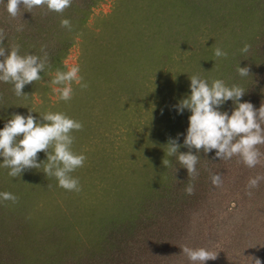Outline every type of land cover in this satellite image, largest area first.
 <instances>
[{"label": "trees", "instance_id": "1", "mask_svg": "<svg viewBox=\"0 0 264 264\" xmlns=\"http://www.w3.org/2000/svg\"><path fill=\"white\" fill-rule=\"evenodd\" d=\"M76 1L79 2L77 6ZM100 1L73 0L71 7L62 15L49 12L46 7L34 8L30 13L21 6V18L18 16L16 19H11L5 5L0 4V29L5 32L3 46L6 52L13 45L18 44L20 55L32 54L42 57L44 53L41 52V48L43 46L48 53L50 69L40 73L41 77L57 69L63 70L62 61L66 58L68 50L73 44V36L82 30L87 22L91 8ZM124 1L119 0L118 8L123 5ZM235 1L234 9H239L241 14L238 13L235 19L232 20V26H229L228 32L231 29L232 33L237 37L246 35L249 42L245 40L242 44L248 42L251 45L250 51L243 54L242 57L237 55L235 58L234 56L232 58L231 56L213 58L217 65L213 64V68L211 67L210 70H207L206 64H199L197 61L194 69L200 71L203 68L201 77L207 80L209 84L215 79H221L229 87L232 85L241 86L245 90V95L239 102L243 103L245 99L250 97L249 95H255L250 92V88H255L254 77L264 71V52L261 51L264 49V0ZM4 3L6 4L7 0H4ZM141 3L143 4L142 0L137 1L138 8L144 7L141 6ZM146 3L144 5L150 11ZM79 8H81L80 11H78ZM163 9L164 6L161 8L156 7V16H162L159 13ZM78 12V16L75 17L74 14ZM116 13L117 10L111 16V20H118ZM163 18L165 24L167 18L166 16H163ZM62 19H69L72 22V31L65 32V35L60 34V32L57 33L58 30L60 31L63 28L60 25ZM131 24L133 28L134 26L137 27L134 23L131 22ZM18 27H22L23 30L17 31ZM110 27L111 25L105 29L108 30ZM194 29H187L181 26V29L176 34L182 33V40L185 41L187 39H184V36L192 32L193 36L197 35L199 37V42H203L201 47H206L205 45L215 39V45L211 44V49L220 47L226 52L231 49L229 34L222 39L220 35L219 37L218 35L214 37L212 36L213 33L217 34L220 32L219 29L214 28L215 30H211L212 39H210L211 37L207 36L208 31L199 30V27ZM172 32L168 31L169 34ZM113 34L120 39H128L125 46L127 48L121 52L120 50L122 49L116 46L117 43H113L114 45H110L112 50L110 47L107 48L111 56L109 57L110 61L106 63L105 59L103 62L100 59L97 68L101 69L104 66L108 67L109 70L120 68L123 74L130 79V82L140 86L142 81L138 79L141 83L138 81L136 83L135 76H132L129 72L132 71L131 68L133 66L135 67V57L133 56L134 58L130 59L132 63L129 68L128 64H124L128 61L122 60L124 65H121L118 61H115L114 57L119 56L121 58L123 55L127 57L126 55L130 53L128 52L130 49L136 52L146 40H137L135 44L132 43L133 40H129V37L127 38V30L126 32L123 31L122 34L118 33V31L116 33L113 31ZM163 34H161V37H163ZM176 34H173L174 38ZM195 40L193 39L192 42L196 43ZM239 45L235 47V52L237 53H239V49L243 48V46ZM115 47L117 51L114 50ZM200 54L202 55V53ZM240 54H242L241 51ZM145 57L138 56V65L141 68L138 73L145 74L143 77L147 78L148 75L146 74H151L150 72L155 70L157 61L150 57L145 59ZM231 59L235 60L233 64L230 61ZM238 66L249 67L251 75L241 77L237 72ZM108 69L106 68L105 72H108ZM216 69H219L221 74L219 75L218 73L216 76L212 75V77H209V74L214 71L217 73ZM29 85L24 87V94L31 90ZM0 87H2L1 97L3 100L13 97L26 102L25 100L28 98L17 97L13 90L14 85L11 83L0 82ZM127 89L130 90L129 87ZM187 93V91H184V93L178 94L173 98L174 103L171 114L167 112L168 116L165 123H160V127L155 128L154 132H151L145 143L146 147L143 156L137 164L140 167H134V162L133 164L132 162L130 163L134 168L130 166L126 170V175L129 176L130 181L128 177L122 178L120 176V184L124 183L123 185H132L136 180L134 183L139 186V191H135L133 194L130 193L128 196L124 194V196L119 189L121 185H116V191L113 196L114 199L120 198L116 205H113L114 199L108 198L109 201L105 200L106 203L100 206L98 204L95 205L94 209L86 210L82 207V210L85 209L86 211L84 213L87 214L88 212L87 216L90 217L88 220L85 217L77 219L74 215L75 218L72 217V223L66 219H61V222L58 221L57 224L47 228H44V226L38 227L39 225L36 224L31 225L22 220L27 213L31 214L28 210L29 207H27V200L24 197H18V202L15 204L9 201V204L1 207L0 264H180L182 263V257L184 258L183 261L185 260L183 264H191L182 253L181 248L184 246L194 248V243L201 242L197 241L198 235L202 238L221 235L224 245H228V248L232 249V254L235 256L234 261L239 260L240 264H255L256 259H259L261 264H264V251L261 250V245H264L263 241L251 240L252 235L258 231L256 227L255 229L252 227L255 222L251 224L250 221H244L240 229L237 228L236 233H234L235 229L233 227L235 225H233L234 222L231 221L232 218L229 214H234L232 211L238 208L240 204L242 206L246 204L248 200L246 195L245 197L241 195L242 190L240 191L238 187L229 185L230 177L225 176L229 171L236 172L234 175L241 174L242 176L240 175L239 177L231 176L236 177L234 180L236 182L238 178L249 177L250 172L255 170L260 164H257L254 168H248L240 161L239 157L234 156L230 160H220L216 158V150L205 154L202 150L197 153L193 148L192 154H197L200 159L196 165L198 176L192 180L188 177L187 169L182 168L178 158L167 155L166 145L170 138H178L177 142L181 145L180 153L189 151L188 148L183 146V143L189 127L191 112L185 109L183 113H179L176 107L182 99L191 95V93ZM234 107L233 102L229 100L219 110L228 112L231 115ZM19 111L20 109L17 106L11 103L8 106L0 101V129L4 128V125L14 114H20ZM258 148L262 154L260 162H264V145H259ZM163 159L169 160L171 166L166 168L162 163ZM1 161L3 160L0 158V163ZM1 170H4V168L2 167ZM148 174L149 177H152L150 182ZM216 174H219L222 180V184L219 187L212 184L211 178ZM2 179L4 180L3 176L0 175V183H2ZM189 182L195 186L193 195L185 193V188ZM15 183L20 184L19 181H12V184ZM1 187L2 185H0V192L10 191L13 193L11 188L8 191L7 187ZM13 194L15 195V193ZM231 203H234V209H230L229 205ZM0 204L4 203L0 202ZM107 206L109 207L105 210ZM72 210L75 214L76 212H81L78 207H74ZM198 212L202 214L201 218L197 216ZM204 220L205 222H203ZM206 222L211 224V228L207 227ZM10 225L16 227L14 231L26 236L23 244H16L20 235L6 230L11 229ZM245 226L248 227L245 228ZM76 227L79 228L75 231L74 228ZM200 246L203 247L202 244ZM205 264H211V260L206 261Z\"/></svg>", "mask_w": 264, "mask_h": 264}, {"label": "rangeland", "instance_id": "2", "mask_svg": "<svg viewBox=\"0 0 264 264\" xmlns=\"http://www.w3.org/2000/svg\"><path fill=\"white\" fill-rule=\"evenodd\" d=\"M137 1L125 0L123 5L118 8L119 0H101L91 8L86 24L78 34L73 36V44L69 48L66 58L62 61L64 66L62 71L78 66L80 69L79 75L89 85L87 89L81 90L78 84L73 83L74 95L70 101L60 100L59 92L55 90L58 86L50 84L56 71L45 74L42 80L29 85L31 90L27 91L29 97L25 100L26 102L13 97L3 100L1 97L2 87H0V101L8 106L9 103L17 106L20 109V115L27 117L29 110H31L33 111L31 115L42 123L40 115L49 111L62 112L83 124L82 131L72 133L75 137L72 146L73 151L87 157L84 166L72 173L80 181L82 188L80 192L66 191L59 187L58 181L54 177L45 176L43 164L39 169L23 171L21 176L16 178L8 175L9 169L4 168V170H1L2 167H0V175L4 178L0 183L1 188L5 186L4 188L7 187L8 191L11 188L17 197H24L27 200V207H29L28 210L31 214L27 213L22 220L31 225L36 224L39 225L38 227L44 226V228H47L57 224L58 221L61 222V219H66L72 223V217L75 218V216L77 219L85 217L88 220L90 217L87 216L88 212L87 214L84 213L86 212L85 209H94L95 205L100 206L106 203L105 200L109 201L108 198L114 199L116 185H121L119 189L122 195L128 196L130 193L133 194L135 191H139V186L134 183L136 180L132 185H123L124 183L120 184V176L122 178L128 177L130 181L129 176L126 175L127 168L131 166V162L132 164L135 163L134 167L139 163L146 147L145 143L151 132H154V129L160 127L163 122L165 123L168 116L167 112L171 114L174 103L173 98L184 93V91L191 93L189 77L192 75L201 77L202 75L201 70L203 68L200 71L194 69L197 61L199 64H206L209 67L205 66L207 70L213 68V64L217 65L213 61V58L217 59L213 55L215 48L211 49L210 47L211 44L215 45V39L205 45L206 47H201L203 42H199V37L197 35L193 36V33L189 32L184 36V39H187L184 41L182 40V33L176 34L181 26L193 30L196 27H199V30L204 29L206 32L208 31L207 36L211 37L210 39H212V36L216 37L217 35L218 37L220 35L222 39L229 34L231 49L227 52L228 56H231V58L233 56L235 58L237 55L243 56L240 51L239 53L235 52V47L239 44V46H244L242 42L245 40L249 42V39L246 35L237 37L231 29L228 32V29L232 26V20L235 19L238 13L241 14L239 9H234L235 0H142L143 4L141 3V6H144L143 8L137 7ZM145 2H147L146 6L150 11L145 7ZM77 4L79 5L78 1H76V6ZM163 6L164 9L159 13L162 16H156L155 8ZM116 10L118 20H111V16ZM78 14L79 12L74 14L75 17ZM163 16L167 18L165 24ZM105 22L107 23L105 24ZM131 22L137 27L134 26L133 28ZM110 25L113 27L112 29H110L111 27L108 30L105 29ZM214 28L219 29L220 32L213 33L211 36ZM126 30L127 38L133 40L132 43L135 44L137 40L146 41L142 43L141 48L136 52L133 49L128 51L130 52L126 55L128 60L124 55L121 58L119 56L114 58L121 65L128 64L129 68L132 63L130 59L132 60V57H135V67L133 66L132 71L129 72L132 76H135L136 83L138 79L142 81L140 86L130 82V79L123 74L120 68L110 70L105 66L101 69L97 68L100 59L102 62L105 59L106 63L110 61L109 57L111 56L107 50L109 47L112 50L110 45L117 43L116 46L122 49L121 52L127 48L125 46L128 39H120L113 34V31L122 34ZM168 31H173L172 33L176 34L175 38ZM224 31H226L225 34ZM59 32L65 35L68 30L62 28L57 33ZM184 33L186 34V32ZM161 34H163V37H161ZM193 39H196V43L192 42ZM114 50L117 51V48L115 47ZM261 51L264 52V49ZM139 55L142 58L147 56L145 59L150 57L157 61L155 70L151 71V74H146L148 75L147 78L143 77L145 74L138 73L141 70L138 65ZM122 60L128 62L123 64ZM230 61L233 64L235 60L231 59ZM106 68L110 74L105 72ZM216 71L217 73L214 71L209 74V77L216 76L218 73L221 74L219 69H216ZM259 75L254 77L255 88H250V92L255 95H249L250 97L245 99V102H250L253 106H256V109L264 104V94H261L264 93V71L260 72ZM201 78L203 79V77ZM128 87L130 90L127 89ZM0 158L3 160L2 157ZM46 160L47 157L44 152L38 153V163L46 162ZM2 163L3 161L0 164ZM259 164L252 171L253 173L250 172L249 177L238 178L236 182L234 180L241 174L234 175L236 172L229 171L225 176L230 177L229 185L238 187L240 191L242 190L241 195L243 197L246 195L248 200L243 206L240 204L235 209L236 211H232L234 214H229L232 218L231 221L234 222L233 225H235L233 227L235 229L234 233H236L237 228L240 229L244 221H250L251 224L255 222L252 227L254 229L256 227L258 231L252 235L251 240H261L264 243V180H261L257 188L249 190L247 187L250 178L257 175L264 176V162ZM14 180L19 181L20 184H12ZM150 181H152V177H149ZM249 191H251V195H249ZM119 199V197L114 199L113 205H116ZM0 202L4 203L0 204V209L9 204V201L0 200ZM229 206L230 209H234V203ZM74 207L81 209V212L75 214L72 210ZM82 207L85 209L82 210ZM108 207H105V210ZM197 216L201 218L202 214L198 212ZM206 225L211 228V224L208 222H206ZM78 228H74L75 231ZM15 229L16 227L12 225L11 229L6 230L20 235L16 244L21 245L26 236L14 231ZM198 240L201 242L194 243V248H201L200 245L202 244L203 248L217 254V258L211 260V264H240L239 260L234 261L233 251L228 248V245H224L221 235L204 238L198 235ZM261 248L264 251L263 244ZM183 259L182 257V263L180 264L185 261Z\"/></svg>", "mask_w": 264, "mask_h": 264}, {"label": "clouds", "instance_id": "3", "mask_svg": "<svg viewBox=\"0 0 264 264\" xmlns=\"http://www.w3.org/2000/svg\"><path fill=\"white\" fill-rule=\"evenodd\" d=\"M73 0H0L4 4L11 19L21 18V6L30 12L37 7H46L49 12L62 15ZM60 25L68 31H72V22L62 19ZM17 31H22L18 27ZM5 32L0 29V82L14 85V93L17 97H29L23 93L26 85L42 80L40 73L50 69L48 53L42 46L43 56L32 54L20 55L19 45H13L7 50L3 46ZM251 45L245 43L240 50L242 54L250 51ZM214 55L217 58H227L228 53L220 47H215ZM78 66L71 67L67 71L57 69L51 85L58 86L59 99L68 102L74 95L73 83L80 86L81 90L87 89L88 84L79 75ZM241 77L250 74L249 67H237ZM190 79L191 95L182 99L177 107L179 113L185 109L191 112L189 127L184 138L183 146L188 148L186 153H180L181 145L177 139H169L167 147L168 156H176L182 168L187 169L188 177L194 180L198 176L196 165L200 157L192 154L194 148L197 153L201 150L207 154L216 150V158L230 160L234 156L248 168H254L260 163L258 146L264 145V104L256 109L250 102L240 103L245 95V90L239 85L227 86L221 79H215L208 83L198 75H192ZM231 100L235 105L231 115L221 112L219 109L225 102ZM29 110L27 117L14 114L0 130V157L3 163L0 167L9 169L8 175L12 178L20 177L27 169H39L44 165L43 173L46 177H54L58 186L66 191L80 192V181L74 177L78 168H82L87 157L73 151L75 137L74 131H82V122L70 118L62 112H47L40 115L42 123L31 115ZM22 137V138H21ZM46 154V162L38 163V153ZM163 165L167 168L171 162L163 159ZM212 184L219 187L222 184L219 174L212 176ZM264 180V176L257 175L248 181V189L257 188ZM39 187V186H38ZM195 186L191 182L187 184L185 193L193 195ZM251 195V191H249ZM0 200L18 202V197L10 192H0ZM182 253L191 264H205L206 261L215 260L217 254L206 248H190L184 246ZM255 264H261L259 259Z\"/></svg>", "mask_w": 264, "mask_h": 264}]
</instances>
